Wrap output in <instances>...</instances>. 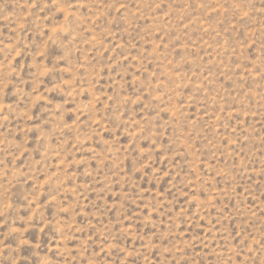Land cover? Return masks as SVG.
Masks as SVG:
<instances>
[{"label": "rangeland", "instance_id": "1", "mask_svg": "<svg viewBox=\"0 0 264 264\" xmlns=\"http://www.w3.org/2000/svg\"><path fill=\"white\" fill-rule=\"evenodd\" d=\"M0 264H264V0H0Z\"/></svg>", "mask_w": 264, "mask_h": 264}]
</instances>
